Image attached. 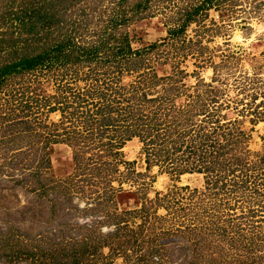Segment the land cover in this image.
Masks as SVG:
<instances>
[{"label":"rangeland","instance_id":"rangeland-1","mask_svg":"<svg viewBox=\"0 0 264 264\" xmlns=\"http://www.w3.org/2000/svg\"><path fill=\"white\" fill-rule=\"evenodd\" d=\"M201 1L73 0L67 5L70 16L62 36L69 34L79 45L98 39L112 45L126 34L131 48L138 51L119 56L114 54L116 47L103 45L93 59L57 62L7 77L0 87V264H7L8 256L19 264H76L71 241L80 247L81 232L68 231L59 244L61 235L47 223L54 220L52 226H59L56 216L66 210L68 222H89L108 211L127 218L129 228L144 222L143 230L158 241L157 251L150 256L148 248L153 247L145 238L135 247L137 253L146 252L136 264H158V260L161 264H264V190H256L264 186L263 180L215 182L203 172L177 174L158 164L148 167L147 157L152 155L143 150L137 136L116 147V133L98 127L93 135L104 145L88 151H98L97 161L78 170L67 142L73 139L65 135L81 126L85 129L87 123L96 126L97 120L88 113L102 102L119 95L129 102L134 90H138L135 96L145 91L162 95L168 81L190 91L198 89L206 99L215 93L234 107L236 100L237 106L246 101H238L252 92H241V71L264 77V0H212L197 12L196 21L169 36V26L182 22L185 10ZM4 2L0 11L6 9ZM232 7L240 14L228 16ZM5 55L0 52V60ZM222 59L226 65L213 70L212 64ZM82 96L93 103L97 100L89 107L85 103L90 111L85 112ZM228 116L236 113L230 111ZM238 118L247 133L248 158L264 173V120H250L246 112ZM62 186L69 190L71 201L56 192ZM74 202L78 209L71 206ZM56 206H63V211L51 213ZM7 207L18 216L16 221H7ZM138 208L139 215L129 219ZM70 223H65L67 230L73 226ZM7 225H12L10 230ZM100 227L107 231L113 225ZM107 250L104 247L103 254ZM100 256L87 261L102 264ZM123 262L121 256L112 258V264Z\"/></svg>","mask_w":264,"mask_h":264},{"label":"trees","instance_id":"trees-1","mask_svg":"<svg viewBox=\"0 0 264 264\" xmlns=\"http://www.w3.org/2000/svg\"><path fill=\"white\" fill-rule=\"evenodd\" d=\"M1 1H5L2 5L6 9L0 11V52L6 55L0 60V87L9 75L16 72L35 71L50 67L57 62L63 64L78 61L82 57L93 59L103 48V45L106 48L107 46L116 47L114 54L119 56L138 51L131 48L126 34L119 36L116 44L112 45H107L106 39H98L96 43L89 45H79L69 34H66V37L62 36V27L70 16L67 5L70 6L73 0H11L9 5L6 4V0H0V3ZM139 4L137 3L136 7ZM210 4H213L212 0H202L199 4L192 3L185 10L183 21L169 26L167 34L169 36L176 35L189 23L196 21L197 12ZM239 14L237 9L232 7L228 16L232 17ZM155 44L156 42H153L150 45ZM230 56L232 58L238 57L233 53H230ZM225 61L226 59H222L218 63H213V70L217 71L218 66L226 65ZM241 72V92L249 89H252V92L250 95L244 94L247 96L238 100L240 102L246 100L242 101L240 106H237L236 100L234 102L235 107L230 105L229 100H226L227 102L219 100L214 95L215 93L206 99L200 95V90L194 88L190 91L182 84L177 86L170 81L162 89L163 93L161 92V94L165 95L163 97L159 94L153 95L148 91H145L141 96H135L138 90H134L130 91L132 93L129 96H132H130L129 102L123 100L124 95L123 97L119 95L118 98L110 100V102H102L99 106H95V110L92 111L86 108V104L89 107V104H95L97 100L93 103L92 100H87L82 96L80 102L85 106V112L89 110L88 116L92 115L97 122L96 126L91 125L90 127V123H87L83 130V126H81L79 130L65 132V135L73 139L67 140L73 151V167L80 170L84 169L86 164L89 165L97 161L98 151L92 153L88 151L104 145L103 140L98 141L93 135L94 133L97 134L95 128L98 127L102 128L101 132L107 131L106 128H109L116 133L115 144L118 145L116 147H120L127 139L137 136L143 142V150L147 151L148 155H152V158L147 157L148 167L151 164H158L177 174L194 171L203 172L208 179L211 180L212 178L215 182L226 178H231L232 182V178L235 179V182L249 181L258 177L259 181L263 180L262 183L264 184V173L259 168L257 171V164L248 158L250 150L245 146L247 133L239 126L240 118H238V114L241 115L246 112L249 114L250 120H264V77L257 73ZM178 79L176 78L174 81H178ZM258 95L260 99L256 101ZM11 109L9 108L8 111ZM230 111L235 112L236 116H228ZM83 123L85 124L84 121ZM72 126L75 129V125ZM64 139L66 140L67 137ZM51 140L55 141L56 138H51ZM109 143L112 142L109 141ZM262 170L264 171V168ZM241 172L243 174H239ZM239 175L241 179L242 177L246 179L239 180ZM234 176H237V180ZM52 184L53 187L60 185L59 183ZM263 187V185L262 188L257 187L256 190L261 189L262 191L264 190ZM61 188L67 189L66 186ZM61 188L56 192L63 195L66 201H71L69 200L71 197H67L69 190L64 191ZM71 206L78 209L77 202ZM51 208V213H54L53 210L63 211V206ZM88 209L85 208L84 210L87 211ZM11 210L9 207L6 208L7 214H9L7 221H16L18 216H15ZM135 211L137 212L131 215L132 217L129 219H134L136 215H139L141 209L138 208ZM67 213H69L68 210L56 216L59 218V226H52L53 224H51L54 222L52 219L56 217H51V223H47L51 229L56 227L52 229L54 234L61 235V239H57L59 244L65 239L63 237L68 235V231L74 230L77 234L81 232L80 247L71 241L73 244L72 253L76 255V264L81 262L90 264L87 261L89 257L100 255L102 264H112V258L116 256L124 258L123 264H136L145 257L146 252L137 253L135 247L141 244L145 238L150 241L153 247L148 248L150 256L154 257V253L151 252L157 251L155 245L158 241L152 235L149 236L146 230H143L145 228L144 222L138 223L137 227L129 228L125 220L127 218H123L117 211H108L107 214L102 212L101 218L96 215L89 222H68L66 220ZM65 223L73 224V226L67 230ZM102 223L112 224L113 227L103 231L100 227ZM10 227L8 226L7 230H10ZM73 238L75 237L71 239ZM104 247L108 248L106 254L102 252ZM20 252L24 254V251ZM9 253H6L5 256H8ZM25 254L33 255L34 253L26 251ZM12 257L6 258L7 264L12 263ZM22 258L26 259V255H23ZM12 264L19 263L14 262ZM158 264H161V260H158Z\"/></svg>","mask_w":264,"mask_h":264}]
</instances>
